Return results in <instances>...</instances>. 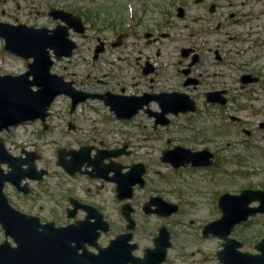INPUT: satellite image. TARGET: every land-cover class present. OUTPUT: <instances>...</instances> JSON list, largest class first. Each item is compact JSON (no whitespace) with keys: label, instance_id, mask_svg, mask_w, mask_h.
<instances>
[{"label":"rangeland","instance_id":"rangeland-1","mask_svg":"<svg viewBox=\"0 0 264 264\" xmlns=\"http://www.w3.org/2000/svg\"><path fill=\"white\" fill-rule=\"evenodd\" d=\"M135 1L0 0V21L53 28L55 22L48 15L53 7H63L87 18L85 36L71 33V38L77 43L73 56L57 63L52 71L66 81L74 82L76 89L89 93L119 92L122 87L128 94L150 88L169 90L178 85V78L171 77L168 72L169 58L176 63L183 47L202 49L204 61L195 69V74L204 76V82L198 91L192 93L198 98L197 112L170 116L168 126L154 129V119L148 114L140 113L131 120H119L99 100H88L72 111L71 99L61 96L50 108L47 126L38 120L0 132L11 154L25 157L27 153H35L38 169L48 171L41 182L28 181V195L11 184L6 185L5 193L17 210L39 217L43 223L55 222L57 226L74 222L67 217L70 197L99 208L112 225L110 232L103 234L99 241L103 246L115 238L124 225L119 214L120 203L116 200V185L85 174L70 176L57 164L58 151L61 148L78 150L84 145L111 149L131 144L132 155H123L115 160L124 165L144 163L147 166L145 180L149 184L154 182L157 186L155 191H167L166 198L173 200L183 197L184 211L194 212L195 216L187 215V212L185 217L177 214L168 223L172 235L177 234L179 225L188 226L182 229V239L175 244L174 250L186 255L178 264H195L202 255L212 260L221 241L211 237L199 242L194 238L202 236L207 225L221 218L219 198L212 201L214 194L221 196L224 193L239 194L244 189H264V1L240 0L245 4L227 10L237 12V18L218 34L191 36L190 32L198 31L203 25L172 18L165 29L172 36L163 40V55L157 59L166 76L153 74L148 77L132 66V49L137 46L132 36L124 48L109 45L98 61L93 60L98 37L108 44L116 40V12L120 4H126L130 14L132 6L137 12ZM105 9L111 12V17H107ZM254 21H260L258 27L254 26L256 28L252 27ZM4 46L5 42L0 37V74L16 76L26 72V61L5 51ZM216 49L224 56L222 64L217 63ZM126 57L129 60H125ZM177 68L173 69V75L179 73ZM247 74L260 77L261 83L242 88L240 78ZM150 77L155 78V83L149 82ZM179 88L185 89L181 84ZM215 88L230 90L231 103L225 111L240 118V123L223 117L224 110L206 105L203 92ZM151 108L158 110L156 105ZM177 145L192 150L208 149L217 157L208 168L186 166L175 170L161 158L165 150ZM4 169L8 171L9 168L4 166ZM148 194L147 189L139 190L135 204H142V198H147ZM189 200L194 203H188ZM137 210L138 224L143 226L146 220L154 224L160 222L154 217L146 218L140 207ZM83 218L84 214L79 213L76 219ZM258 220L255 218L234 235L244 243L246 251L253 252V244L257 243L258 237L264 236V225ZM144 231V228H139L140 233ZM156 234L157 231L150 232L152 240ZM4 239L0 226V244ZM141 240L146 241L143 237Z\"/></svg>","mask_w":264,"mask_h":264},{"label":"water","instance_id":"water-1","mask_svg":"<svg viewBox=\"0 0 264 264\" xmlns=\"http://www.w3.org/2000/svg\"><path fill=\"white\" fill-rule=\"evenodd\" d=\"M59 19L67 26L59 25L55 29H48L0 22V37L5 40V49L27 61L33 60L24 74H0V132L38 119L46 124L49 108L55 99L62 95L71 98L73 111L80 103L89 99L103 100L119 119H131L151 102L146 95L121 96L110 92L98 95L79 91L72 82L53 74L51 51L56 59L72 56L77 45L69 38V30L72 28L79 34L85 33L81 17L60 11ZM119 45L118 41L112 44L114 48ZM104 50L105 43L101 42L96 48L94 58L98 59ZM258 81V78L251 75H245L241 79L243 85ZM222 94L221 91H214L209 92L207 97L210 102L225 104L226 99L221 98ZM154 99L163 110L162 113H152L158 117L155 127L169 124L166 118L168 113L178 115L196 110L195 103L185 94H163ZM91 150L89 147L69 151L61 149L57 163L70 175L83 173L116 182L118 197L121 200L132 197L134 186H144L143 176L146 170L143 165H133L127 173H122L124 167L114 161L104 164L105 160L117 158L121 152L98 151L93 159ZM212 158L213 155L209 151L192 152L187 148L176 147L165 152L162 160L179 168L186 164L196 167L210 166L213 163ZM36 160L34 153H27L25 158L12 155L0 137V225L5 232V240L0 244V264H115L109 260L129 257L131 252L126 251L125 246L130 237L125 235L113 240L110 246L99 254L90 253L85 244L96 245L99 233L98 227L89 223V218L77 224L56 227L54 222L44 224L40 218L22 213L10 204L4 191L7 183L28 194V184L22 186V182L26 179L42 181L48 174L46 170H38ZM3 165H8L10 170L6 172ZM89 167H92V171L88 170ZM111 172L114 173L112 177L109 176ZM256 202L260 203L259 207H250ZM220 207L223 217L209 229L226 241L224 249L219 252L221 264H264V239L256 246L258 253L252 254L241 251L242 244L229 238L236 225L247 221L252 214L264 213V190L247 189L240 195L225 194L220 198ZM71 216H74L73 212ZM125 216L129 221V229H133L135 222L130 211L125 213ZM96 217L102 219L100 214H96ZM9 238H12L16 246ZM156 244L158 248L146 256L145 263L159 264L164 259L165 251L160 247L165 246L163 240L157 239ZM80 250L83 252L80 253Z\"/></svg>","mask_w":264,"mask_h":264},{"label":"flooded vegetation","instance_id":"flooded-vegetation-1","mask_svg":"<svg viewBox=\"0 0 264 264\" xmlns=\"http://www.w3.org/2000/svg\"><path fill=\"white\" fill-rule=\"evenodd\" d=\"M135 2H136V6H137V12H135L136 9L133 8V6H132V7H130L131 12L129 14V10H126L127 9L126 4H120V7H119L118 11L116 12V14H117L116 15V25H117V34H118L116 37V40L118 42H120V45L116 48L117 49L124 48L126 41L132 36L135 39V41H137L136 48L132 49V54H133L132 66L137 69L138 73H141L145 77L151 76L153 74H154V76H157L160 74H164V76H166L165 75V73H166L165 69L160 66L161 62L160 61L158 62L157 59H160L163 55V52H162L163 40H165L167 38L170 39L172 36V34L170 32L165 31L166 25L171 23L172 18H174L176 21H179V22L187 23L188 20H191L192 23L203 25V28H200L198 31L193 32V33L190 32L189 35H191V36H198L202 33L218 34L223 27L228 26L229 23H231L232 21H234L237 18V12H235V11L227 12V10L230 8H237V6L239 8L240 4L241 5L245 4V2L240 1V0H137ZM60 11L78 15V14L74 13L73 11L65 9L63 7H53L52 10L48 13V15L55 22V26L53 28H48V27H46V28L55 29L59 25H61V26L64 25L63 21L61 19H59ZM195 12H198V13H196L194 16L193 14ZM3 13L5 14L6 12L3 11ZM51 13H53V14H51ZM105 13H106V15H108L107 17H111V12L109 10L105 9ZM152 15H154V16H152ZM128 17H129V19H128ZM82 19L84 21V24L87 26V23H86L87 18L82 17ZM0 22H3V21H0ZM3 23L13 24V23H9V22H3ZM259 23H260V21H254L252 23V27L253 28H256L254 26L258 27ZM13 25H27V24L17 23V24H13ZM27 26L34 27V28H42V27H35L32 25H27ZM126 26L128 29L126 28ZM207 26H209L210 28H208ZM185 27L187 29L188 25L185 24ZM72 32L75 34V36H85L86 35V34L76 33L73 29H70L69 30V38L72 37L71 36ZM71 39L73 40V38H71ZM100 40L104 41L101 37H98L97 41H100ZM104 42L106 43L105 44L106 48H105L104 52L100 54L98 59H95L93 57L94 61H98L100 59L101 55L106 52L107 47L109 45L111 46V44L113 43L112 42V43L108 44L106 41H104ZM74 51H73V54H74ZM95 51H94V56H95ZM73 54H72V56H73ZM214 55L216 56V59L218 60L217 63L222 64L224 61V56L221 55V52L218 49H216V50H214ZM72 56L62 57L60 59H56L54 52L51 51V59L54 62L52 65L51 71L57 63L63 61L64 59H69ZM23 60L26 61L27 65L33 61V60L27 61L25 59H23ZM125 60H129V57H126ZM169 60H170V63H169L168 72L171 75V77H177L178 78V83H177L178 85H176V87L169 88V90H155L154 88H150L149 90L137 91V92H133L131 94H128L126 88L122 87V89L119 92L118 91L117 92L106 91L105 93H94V94L103 95V94H106L107 92H110V93H113L115 95H121V96L142 97V96L146 95L147 98H149L151 100V102L149 103V105L144 106V109L140 110L135 116L139 115L140 113L148 114L149 117L154 119V129H157L159 126H162V127L168 126L171 122L170 116H179L181 114H190V113H196L197 112L198 98L192 96V93H193V91H198L200 86L204 82V80H203L204 76L202 77V75H198V74L196 75L195 74V69L198 66H200L202 61H204V56L202 55V49H198L196 47H183L180 49V55H179L178 61H176V63H172L170 58H169ZM120 61H123V57H120ZM176 67H179V68H177V71L179 73H177V75H173L172 71ZM52 73H54V72L52 71ZM54 74H56V73H54ZM247 75H250V74H247ZM60 77L64 78L63 76H60ZM258 78H260V77H258ZM149 82L152 84L155 83V78L150 77ZM240 83H241V78H240ZM256 83H261V79H260V81H258ZM256 83H252V84H256ZM180 84L185 89H180V88L177 89ZM248 85H251V84H248ZM248 85H243L241 83L242 88H244ZM188 89L190 91H188ZM214 91L223 92V94L221 95V98L226 99L225 104H222L220 102L214 103V102H210L208 100L207 94L209 92H214ZM171 93H180V94L188 95L190 100H192L195 103L196 110L193 112L179 113L178 115H175L174 113H168L166 115V118H168L169 124L158 125L157 127H155L156 126L155 125L156 120L158 119V117H156V115H154L152 113H162L163 110H162L159 102L157 100H155L154 98L156 96H160L163 94H171ZM203 95H204L205 100L207 102L206 105L209 107L218 108L220 110L225 111V110H227V108H229V105L231 103L230 90L228 88L211 89V90H208L206 92H203ZM99 101H102L104 103L103 100H99ZM152 105L153 106L156 105L158 107V110H156V109L153 110L151 108ZM222 115H223V117H225L227 119L230 118L231 121H235V122H239V123L241 122L240 118H236L226 111L224 113H222ZM134 117H132L131 119H133ZM131 119H125V120H131ZM262 127H264V126H262ZM82 147H89L92 149L91 150V157L93 159L98 154V151H104V150L105 151L116 150L118 152H121V154L119 156H117V158H119L123 155H132V153H133L131 144H125L122 147H115V148H111V149L97 148L93 145H84ZM176 147H183V148L190 149V148L184 147L182 145H177L174 148L167 149L163 152L161 161L163 162L162 159L164 157L165 152L170 151V150H174ZM190 150L192 152L209 151L213 155V158H212L213 163L210 166H203V167H196L195 166V168L211 167L214 164L215 159L217 157L216 153H214L208 149H204V150H192V149H190ZM117 158L107 160L108 162L104 161V164L106 162H107V164H111L114 161V163H117V164L124 167L122 169V173H127L133 165L141 164L144 166V168L146 170L145 171V174H146L147 166L144 163L138 162V163H132L130 165H124L121 162L116 161L115 159H117ZM163 163H165V162H163ZM166 164H168V163H166ZM169 165L172 166L171 164H169ZM186 166L194 167L192 164H186V165L181 166L179 168H175L173 166H172V168L177 170L180 168H184ZM145 174L143 176L144 182H145L144 186L141 187L139 184L134 186L132 197L125 199V200H121L118 197V195H119L118 191H117L118 186H117L116 182L104 180L106 182H111V183H114L116 185V194L115 195H116V200L120 203V206H119L120 219H122L124 222L123 226L120 225V227L121 226L122 227L119 228V232L116 235V237L111 239L107 244L102 246L99 244V241L101 240V237L103 234L110 232L112 225L110 224V222L107 219H105L104 213L99 208L94 207L93 205H90L88 203L82 202L76 198L70 197L69 198L70 208L67 209V217H68V219L74 220V222L71 224H77L78 222L85 221L89 218V220H88L89 223L93 227H98L99 235H98V238L96 241V245H90L89 243L85 244L86 249L90 253H93L96 255L99 254L100 251L108 248L110 246L111 242L113 240H115L116 238H118L119 236H121V235L129 236L130 239H129L127 245L125 246V249H126V251L130 250L131 254L129 257H124V258H120L117 260H109L111 262H115V264H121L123 262L125 264H148V263H145L146 259H147L146 256L150 252H152L158 248L157 244H156V240L159 238L161 240H163V245H165V246H160L165 251V257L159 264H178V262L182 263V261L186 258V255H184L181 252L177 253L174 249L176 246L175 244L179 243V241L182 239L181 235L184 234L182 229L184 227H188V226L179 225L177 234L172 235V233L170 232V230L168 228V223L171 222L172 218L177 214L182 216V217H185L186 212H187V215H194V212L193 211H190V212L184 211V207H183L184 206V204H183L184 199H182L183 197H180L178 200H173L170 198H166V196H167L166 192L167 191H165V192L155 191L157 189V186L154 184V182H150V184H149L148 180H145ZM109 175L112 177V176H114V173L111 172ZM28 181H34V180L24 181L22 183V185L25 186V184L27 183L28 188H29V182ZM36 182H38V181H36ZM150 186H152V188ZM144 189L148 190V193H149L148 197L145 199L142 198V200H143L142 204H140V205L135 204L137 202L136 198H137L139 190H144ZM151 189H153L152 192L150 191ZM167 189H171V188H166V190ZM244 190H246V189H244ZM29 192H30V188H29ZM241 192L239 194H241ZM175 193H176V191H175ZM23 194H25V193H23ZM28 194H25V195H28ZM225 194H227V193H224L221 196H218V194H214V199L212 200L214 202L215 198H217V199L219 198L218 199V207L220 209L221 218L219 220L212 222L209 225H207L203 231L202 236L198 235L197 237L194 238L195 240H197L199 242L204 241L205 238H211V237L216 238V239H218V241H221L220 247L218 246L216 248V250L214 251V253L212 255V258H213L212 260H208L207 257H203V255H202L200 258V261L196 262L195 264H221V262L219 260V252L224 249L223 245L226 241L223 238H221L218 234H216L215 232L210 231V229H211L210 227H212L214 225V223L220 221L223 217V211L220 207V198ZM229 194H232V193H229ZM239 194H232V195H239ZM188 203H194V202L189 200ZM180 204L182 205V208H181ZM259 206H260V204L258 202L252 203L250 205V207H252V208H256ZM137 207L138 208L140 207L141 211H143L146 218L154 217L155 219L156 218L159 219L160 222L154 224L151 220H146L143 222V226L141 224H138L136 221V220H138L136 217L137 212H138ZM158 210H159V212H158ZM129 211L131 213V218L135 222L133 229H129V221L127 220V217L125 216V213H128ZM72 212L74 213V216H71ZM79 213L84 214L83 219H76L77 215ZM96 214H100L102 216V219H98L96 217ZM212 214H213V211L211 209V215ZM255 218H259L258 223L264 225V213L259 212L257 214H252V215H250V217L248 218L247 221H244L241 224L236 225L232 229V231L229 235V238L238 240L234 236L236 231L241 227L249 225V223L252 222V220H254ZM71 224H68V225H71ZM55 225H56V223H55ZM68 225H66V226H68ZM56 227H65V226H57L56 225ZM139 228L140 229L144 228L145 231L140 233ZM152 231H157V234H156L154 240L151 239V235H150V232H152ZM193 235L196 236V234H193ZM142 237L146 239L145 242H143L141 240ZM263 239H264V236L258 237L257 243L253 244V246H252L254 249L253 252L244 250V247H245L244 243L241 242L240 240H238V241L242 244L241 250L243 252H250V253L255 254V253H257L256 246L259 243H261ZM165 247H167V249H164ZM82 252L83 251L80 250V253H82ZM162 255H163V252H161V258H162ZM104 264H111V263H104Z\"/></svg>","mask_w":264,"mask_h":264}]
</instances>
